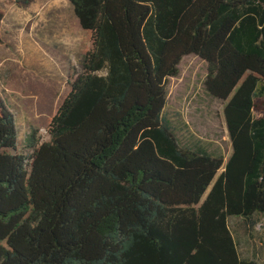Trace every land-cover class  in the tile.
<instances>
[{"label": "trees", "instance_id": "1", "mask_svg": "<svg viewBox=\"0 0 264 264\" xmlns=\"http://www.w3.org/2000/svg\"><path fill=\"white\" fill-rule=\"evenodd\" d=\"M68 1L92 47L51 140L9 154L0 97V264H262L229 218L264 219V0ZM191 54L225 101L226 162L183 149L163 116Z\"/></svg>", "mask_w": 264, "mask_h": 264}, {"label": "rangeland", "instance_id": "2", "mask_svg": "<svg viewBox=\"0 0 264 264\" xmlns=\"http://www.w3.org/2000/svg\"><path fill=\"white\" fill-rule=\"evenodd\" d=\"M0 14V97L14 114L19 131L16 148L7 152L29 156L33 131L37 130L40 143L51 140V120L83 72L91 37L68 0H33L28 5L0 0ZM76 20L83 31L79 37ZM179 68V75L169 81L163 116L183 149L205 150L226 162L232 143L225 101L207 90L208 63L191 54L183 57ZM229 226L240 257L264 264V219L253 226L241 217H230Z\"/></svg>", "mask_w": 264, "mask_h": 264}, {"label": "crops", "instance_id": "3", "mask_svg": "<svg viewBox=\"0 0 264 264\" xmlns=\"http://www.w3.org/2000/svg\"><path fill=\"white\" fill-rule=\"evenodd\" d=\"M70 3V2H69ZM70 5H71V3H70ZM71 8L73 9V6L71 5ZM76 19V18H75ZM76 23H77V20H76ZM77 25H78V23H77ZM78 27H79V25H78ZM80 28V27H79ZM80 31L81 32H77L76 33V35H77V37H79V36H81L83 33V31L81 30V28H80ZM85 33H87L88 35H90L87 31H84Z\"/></svg>", "mask_w": 264, "mask_h": 264}]
</instances>
